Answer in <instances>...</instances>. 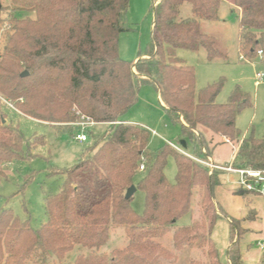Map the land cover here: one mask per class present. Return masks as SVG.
Here are the masks:
<instances>
[{"label": "trees", "instance_id": "trees-1", "mask_svg": "<svg viewBox=\"0 0 264 264\" xmlns=\"http://www.w3.org/2000/svg\"><path fill=\"white\" fill-rule=\"evenodd\" d=\"M183 4L190 6L193 18L178 17ZM10 5L33 13L34 19H12L13 36L0 54V93L38 121L71 124L84 118L109 128L75 167L56 171L64 180L57 194L45 196L46 219L39 229L10 210H0V264H28L37 255L41 264L47 255L62 260L76 245L96 252L105 245L110 228L117 227L124 228L129 241L125 250L108 259L93 253L80 256L74 264H149V241L163 237L189 214L195 189L203 220L176 230L173 247L205 248L211 264H222L211 239L216 220L223 216L213 197L222 185V173L200 163L218 146L211 145L208 135L222 138L221 143L233 142L235 167L251 170H264V136L257 139L252 132L241 138L235 127L237 116L250 106L249 95L236 87L225 104H217L222 82L197 92L193 68L177 57L179 50H203L210 60L223 57L199 24L218 20L221 0H154L150 42L143 57L132 62L118 54L129 0H10ZM233 6L239 13L241 52L264 64V0H233ZM23 72L27 75L21 77ZM144 85L155 88L162 109L179 125L188 154L169 145L150 152L149 132L122 120ZM44 144L40 135L25 142L17 130L0 125V168L30 157L33 147ZM169 157L176 166L173 184L164 175ZM140 165L144 169L135 187L144 194V211L136 215L132 198L124 195ZM81 168L89 179L73 185L71 177ZM234 194L259 195L241 189ZM228 222L229 264H241L238 243L247 230L239 220Z\"/></svg>", "mask_w": 264, "mask_h": 264}, {"label": "rangeland", "instance_id": "rangeland-1", "mask_svg": "<svg viewBox=\"0 0 264 264\" xmlns=\"http://www.w3.org/2000/svg\"><path fill=\"white\" fill-rule=\"evenodd\" d=\"M154 0H129V7L123 20L124 31L118 38V54L123 61H136L143 57L146 47L151 39L153 15L151 7ZM0 54L9 38L14 33L15 19H34L33 13H21L15 11L10 0H0ZM238 11L233 6V0H221L218 12V20L214 22L199 20L203 33L215 39V48L223 57L207 59L203 50L177 51V57L195 72V89H204L209 85L222 82V88L216 96L217 104H225L232 91L239 87L250 96V106L245 107L235 120V127L240 132L241 138L248 137L250 133L257 139L264 136V79L259 85H255L256 73L264 74V64L257 58L249 59L244 56L239 48L240 29L238 26ZM180 19L193 18L188 4H183L179 9ZM242 56L244 60H239ZM22 70V69H21ZM157 92L154 87L144 85L139 92L137 103L124 115L122 120L141 125L149 132L148 148L150 152H156L165 145L173 144L181 149L179 154H188L178 142L182 139L180 127L173 123L162 105L158 102ZM4 101L12 104L13 109ZM17 102L7 100L0 93V115L3 116L0 125H7L17 130L24 137L25 142H31L34 136L44 137L43 146H35L30 150V157L24 160H13L0 168V210H10L21 222L28 219L29 225L36 230L45 222L44 198L46 195H55L60 191L64 177L54 175L56 171L72 169L81 157L96 143V139L109 128L108 124H95L82 129L73 123H48L38 121L25 116ZM19 103H22L19 101ZM85 133L86 142L75 140L77 134ZM211 145H218L212 150V156L208 162L221 167H228L233 159L235 148L233 142L221 143L223 139L209 134ZM25 150V149H23ZM190 153V152H189ZM191 154V153H190ZM26 155V153L22 154ZM213 158V160H212ZM236 162H232L235 167ZM140 167V166H139ZM220 180L222 185L214 190V202L219 207L223 216L216 220L212 230L211 239L216 247L219 261L229 264L227 249L229 245L230 225L228 219L240 221V227L246 229V234L239 239L238 247L242 257L241 264H255L264 251L259 250V231L264 232V197L261 195L237 196L233 189L237 187L233 182L237 176L225 171ZM143 172L138 168V174L133 178L136 186ZM48 174H51V176ZM53 175V176H52ZM166 180L173 184L176 175V166L172 157H169L164 169ZM73 185L88 181L89 177L85 169H79L72 175ZM126 192V191H125ZM199 190L195 189L191 198V210L183 215L171 227L169 232L159 239H151L149 244L153 247V253L148 258L149 264H211L207 258L205 248L198 249L195 246L184 247L176 250L173 247V234L182 227L189 226L193 221L203 220L199 208ZM131 208L136 215L144 211V194L136 191L132 197ZM206 225V222L202 223ZM249 229L258 230L257 234ZM256 235V236H255ZM264 240V238H263ZM129 241L123 227L110 228L108 238L100 250H88L78 245L65 255L62 260L47 255L44 264H74L80 256L96 254L110 258L114 252L123 251ZM28 264H41L38 255ZM260 264V263H259Z\"/></svg>", "mask_w": 264, "mask_h": 264}, {"label": "built area", "instance_id": "built-area-1", "mask_svg": "<svg viewBox=\"0 0 264 264\" xmlns=\"http://www.w3.org/2000/svg\"><path fill=\"white\" fill-rule=\"evenodd\" d=\"M239 60H244V58L240 56ZM255 78H256L255 85L257 86L264 79V74L256 73ZM2 101L5 102V104L8 105L11 109H13L12 104L4 100ZM80 120L82 122L76 123L75 125L77 127H81L82 129L95 125V123L90 122L89 120H86L84 118H81ZM87 139L88 137L85 133L77 134L75 136V140L79 142H86ZM226 143H229V141H226ZM169 145L173 149L182 152L179 147L174 146L173 144H169ZM233 161L234 160L231 161L228 167H221L212 162L209 163L208 160L207 162H200V163L209 167L210 169L221 170V171H225V173L227 172L236 175L237 179L233 182V184L237 187V189H241L246 192H257L259 195L264 196V170L236 168L232 166ZM139 169L142 171L144 169L143 165H140ZM257 246L259 250L264 251V240H262V242L259 243Z\"/></svg>", "mask_w": 264, "mask_h": 264}, {"label": "water", "instance_id": "water-1", "mask_svg": "<svg viewBox=\"0 0 264 264\" xmlns=\"http://www.w3.org/2000/svg\"><path fill=\"white\" fill-rule=\"evenodd\" d=\"M26 75H27V73H26V72H23V73L21 74V77H24V76H26ZM178 145H179L184 151L187 150V145H186V142H185L184 140H180V141L178 142ZM136 191H137V189H136V187H135L134 185L130 186V187L126 190L125 195H124V198H125L126 200H129L130 198L133 197V195L136 193Z\"/></svg>", "mask_w": 264, "mask_h": 264}, {"label": "crops", "instance_id": "crops-1", "mask_svg": "<svg viewBox=\"0 0 264 264\" xmlns=\"http://www.w3.org/2000/svg\"><path fill=\"white\" fill-rule=\"evenodd\" d=\"M157 96H158V102L162 105V103H161V101H160V99H159V95H157ZM138 126H140V127L143 128V126H141V125H138ZM216 147H217V146H216ZM216 147H215V148H216ZM215 148H214V149H215ZM214 149H213V150H214ZM236 151H237V148H235V153H236ZM235 153H234V155H233V159H232V160H234V158H235ZM211 156H212V154H211ZM212 160H213V158H212ZM213 162L215 163L214 160H213ZM233 191H235V189H233ZM262 197H264V196H262ZM249 230H250V232H252V233H254V234H255V233L257 234V231H258V230H255V229H249ZM260 231H261V230H260ZM260 231H259V235H258V236H259V238H260L259 240L261 241V240H263V238H264V232L261 233ZM255 236H256V235H255ZM261 258H262V254L260 255V257L258 258V260L256 261L255 264H259L260 261H261Z\"/></svg>", "mask_w": 264, "mask_h": 264}]
</instances>
